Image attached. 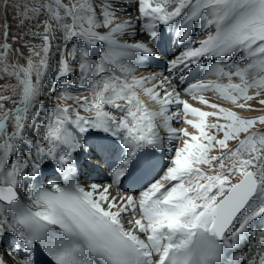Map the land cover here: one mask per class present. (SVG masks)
Returning a JSON list of instances; mask_svg holds the SVG:
<instances>
[{
  "label": "snow or ice",
  "instance_id": "1",
  "mask_svg": "<svg viewBox=\"0 0 264 264\" xmlns=\"http://www.w3.org/2000/svg\"><path fill=\"white\" fill-rule=\"evenodd\" d=\"M0 264H264V0H0Z\"/></svg>",
  "mask_w": 264,
  "mask_h": 264
},
{
  "label": "bare ground",
  "instance_id": "2",
  "mask_svg": "<svg viewBox=\"0 0 264 264\" xmlns=\"http://www.w3.org/2000/svg\"><path fill=\"white\" fill-rule=\"evenodd\" d=\"M13 31H14V29H13ZM201 38H203L200 34H199V28H197L196 29V34H194L193 36H192V39L193 40H199V39H201ZM172 51L173 52H175L176 51V49L175 48H172ZM147 70H151V69H147ZM141 71H145V69H141ZM50 101H48V99H47V96H46V98H45V103H49ZM243 115H259L260 113H242ZM177 127H179V126H181V125H176Z\"/></svg>",
  "mask_w": 264,
  "mask_h": 264
},
{
  "label": "rangeland",
  "instance_id": "3",
  "mask_svg": "<svg viewBox=\"0 0 264 264\" xmlns=\"http://www.w3.org/2000/svg\"><path fill=\"white\" fill-rule=\"evenodd\" d=\"M14 31H15V29H14Z\"/></svg>",
  "mask_w": 264,
  "mask_h": 264
}]
</instances>
